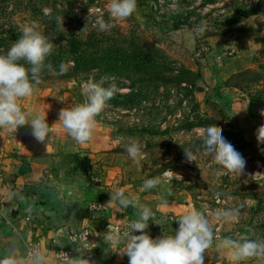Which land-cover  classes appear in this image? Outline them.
Instances as JSON below:
<instances>
[{"label": "rangeland", "instance_id": "obj_1", "mask_svg": "<svg viewBox=\"0 0 264 264\" xmlns=\"http://www.w3.org/2000/svg\"><path fill=\"white\" fill-rule=\"evenodd\" d=\"M107 3L56 0L62 14L59 32L66 35L70 30H83L85 36L93 35L107 48L117 41L139 46L148 43L168 56L172 71L159 75L157 88L149 76L134 73L110 79L97 71L69 81L41 78L33 95L19 103L23 109L47 117L50 126L58 122L62 108L85 102L87 82L106 78L105 86L114 84L115 90L96 117L90 142L77 143L57 123L46 145L25 125L18 131L0 130V156L37 163L47 171L86 166L93 181L106 168H131L119 184L138 200L151 202L148 206L155 219L148 229L152 234H173L178 227L176 218L197 211L208 216L220 238L247 233L264 241V145H258L255 135L264 124L260 115L264 109V0H148L146 5L137 0L134 13L123 20L109 16ZM259 4L263 5L259 14L240 15ZM43 12L48 15L51 9ZM153 15L185 25L174 30L172 24H158ZM99 19L110 26L100 30ZM202 24L204 30L195 31ZM245 44L255 50L256 60L254 57L251 65H235L236 53L230 57V50L224 48ZM206 73L210 85L205 82ZM130 93L133 95L127 98ZM212 124L246 160L240 176L217 175L218 166L211 165L210 157L203 154L202 133ZM133 139L142 144L143 155L136 161L124 147ZM242 139L249 145L243 146ZM184 148L194 154L192 162L186 160ZM166 171L171 175L162 184L140 191L144 180ZM227 208L240 209V216L231 223L217 220L215 211ZM215 243L204 254V264H232L227 258H218ZM241 264H264V257Z\"/></svg>", "mask_w": 264, "mask_h": 264}, {"label": "clouds", "instance_id": "obj_2", "mask_svg": "<svg viewBox=\"0 0 264 264\" xmlns=\"http://www.w3.org/2000/svg\"><path fill=\"white\" fill-rule=\"evenodd\" d=\"M106 7L111 18L123 20L134 13L137 0H108ZM97 24L100 30L110 26L102 19H99ZM203 30V24L195 29L197 32ZM52 53L53 41L41 31L38 22L32 21L20 29L19 38L5 53L0 54V130L18 131L21 126L29 125L31 135L38 142L47 145L52 128L59 123L73 140L83 145L92 139L96 117L112 97L115 85L105 86L106 78L100 82H87L85 102L62 108L58 114V122L50 126L47 117L23 109L19 101L33 95L36 86L41 82L40 74L43 69L55 71L51 64H46ZM70 63L71 61L68 62ZM67 67L66 63L61 62L59 74L65 73ZM260 115L264 117V109L260 111ZM255 135L258 145H264V124L257 128ZM201 139L203 154L210 157L211 165L218 166L215 169L217 175L240 176L243 173L246 160L214 124L203 130ZM124 147L133 161L143 155L142 144L137 140H130ZM184 150L186 160L192 162L195 159L194 154L185 148ZM261 151L264 152V149ZM170 175L171 173L166 171L162 176L144 180L140 191L155 189ZM109 192L111 198L106 205L115 203L121 211L129 208L137 210V218L123 229L109 224L103 237L113 244L124 246L122 253L119 250L116 252L122 256L126 255L128 264H204V254L214 241L219 253L218 258H227L232 264L264 257V241L252 239L247 233H241L236 238H220L214 234L208 216L203 212L189 211L180 215L175 220L178 227L173 234L164 233L153 238L146 231L149 222L155 219L152 208L142 204L136 195L126 193L123 187L110 189ZM71 194L70 190L69 195ZM240 214L238 208L215 211L216 219L224 223L233 222ZM29 259L33 264H47V258L42 252L30 253ZM73 259L78 264H90L83 254ZM0 264H19V261L15 253H11L0 258Z\"/></svg>", "mask_w": 264, "mask_h": 264}, {"label": "crops", "instance_id": "obj_3", "mask_svg": "<svg viewBox=\"0 0 264 264\" xmlns=\"http://www.w3.org/2000/svg\"><path fill=\"white\" fill-rule=\"evenodd\" d=\"M225 47L230 57L236 53L235 65H251L254 61L256 52L248 44ZM207 73L205 82L210 85ZM106 169L93 181L86 166L73 171L59 167L47 171L37 163L29 165L24 160L0 156V258L15 253L19 264H33L25 254L28 244L35 243L46 254L47 264H59L52 256L53 248L72 250L75 258L83 254L90 264H128V257L116 252L122 253L124 246L103 237L109 224L124 225L137 218L136 209L121 211L115 203L106 205L111 198L109 190L120 187L122 176L133 169ZM139 201L151 203L147 199ZM97 203L107 209L94 211L92 206ZM84 231L91 234L88 241L78 238ZM146 231L153 238L163 235Z\"/></svg>", "mask_w": 264, "mask_h": 264}, {"label": "trees", "instance_id": "obj_4", "mask_svg": "<svg viewBox=\"0 0 264 264\" xmlns=\"http://www.w3.org/2000/svg\"><path fill=\"white\" fill-rule=\"evenodd\" d=\"M144 1L146 5L148 0ZM262 6L259 4L241 12L240 15L244 18L255 16L262 12ZM44 8L51 9V13L45 14ZM61 18L56 0H0V54L5 53L19 38L20 29L25 24L36 21L41 31L47 33L53 41V53L47 58L46 64H51L55 71L43 69L40 74L43 79H83L94 71L104 72L109 79L134 73L139 77L149 76V81L157 88L159 75L172 71L168 56L156 46L148 43L139 46L131 42L125 44L117 41L107 48L93 35L85 36L83 30H70L66 35H61L58 25ZM154 18L158 24H172L160 17ZM46 24L51 25L42 27ZM184 25V22L179 21L174 22L172 27L179 30ZM61 62L68 65L63 74H59ZM131 93L126 97L132 96ZM240 143L243 146L249 145L245 139Z\"/></svg>", "mask_w": 264, "mask_h": 264}, {"label": "built area", "instance_id": "obj_5", "mask_svg": "<svg viewBox=\"0 0 264 264\" xmlns=\"http://www.w3.org/2000/svg\"><path fill=\"white\" fill-rule=\"evenodd\" d=\"M104 204H94L92 206V209L95 211V210H98V211H105L107 209V206H103ZM130 223V222H129ZM128 224V223H127ZM127 224H124V225H115L113 227H119L121 229L124 228L125 225ZM91 234L88 232V231H84L82 233L79 234L78 238L82 241H88L89 238H90ZM35 252H42L43 253V250L41 249L40 246H38L37 244L35 243H30L28 244L27 246V249H26V254H25V259L27 261H30L32 262L30 259H29V255L30 253H35ZM64 253L66 255H64ZM44 254V253H43ZM46 256V254H44ZM52 256L54 257V259L59 263V264H72L74 262V259L75 258V255L74 253L72 252V250H69V249H65V248H53L52 249Z\"/></svg>", "mask_w": 264, "mask_h": 264}]
</instances>
